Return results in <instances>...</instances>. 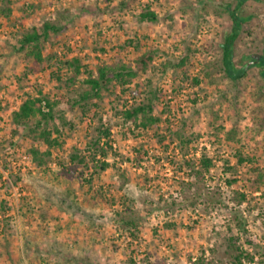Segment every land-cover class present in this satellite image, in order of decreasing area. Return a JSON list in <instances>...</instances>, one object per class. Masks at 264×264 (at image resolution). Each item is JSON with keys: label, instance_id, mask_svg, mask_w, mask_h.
Wrapping results in <instances>:
<instances>
[{"label": "rangeland", "instance_id": "374dc122", "mask_svg": "<svg viewBox=\"0 0 264 264\" xmlns=\"http://www.w3.org/2000/svg\"><path fill=\"white\" fill-rule=\"evenodd\" d=\"M235 6L236 0H0V8L11 9L8 17L0 12V264H194L200 257L232 264L230 234L249 255L241 264H264V128L253 123L254 108L264 111V75L242 57L264 55V0L238 9L249 19L232 61L247 71L232 81L221 44L232 25L227 7ZM144 9L156 20H139ZM44 22L64 29L41 39L44 60L35 63L19 50V39ZM146 50L152 61L145 73L80 99L88 71L96 77L103 64L131 66ZM40 93L54 103L46 123L58 139L52 147L27 129L37 116L26 128L12 120L24 99ZM151 96L159 121L143 127L123 118L121 111ZM100 127L110 129L109 167L71 162L70 153L84 149ZM232 127L239 142L225 140ZM236 150L252 162L237 163ZM201 155L211 165L197 176L192 167L199 169ZM254 166L263 174L255 191ZM238 193L246 195L239 203ZM233 213L242 232L230 221Z\"/></svg>", "mask_w": 264, "mask_h": 264}, {"label": "trees", "instance_id": "16d2710c", "mask_svg": "<svg viewBox=\"0 0 264 264\" xmlns=\"http://www.w3.org/2000/svg\"><path fill=\"white\" fill-rule=\"evenodd\" d=\"M246 0H236V6L233 9L227 7L228 14L232 19V25L230 31L224 36L223 42L221 44V54H222V66L224 69L225 74L230 78L232 81H236L243 76H245L247 71V66H241L240 68H235L233 61H232V53H233V45L240 34L242 25L246 22L249 17L243 16L239 14L238 9L239 7L245 2ZM0 12L5 16L8 17L11 9L9 7H1ZM139 20H148V21H155L156 15L154 12L150 11L149 9L142 10L138 15ZM64 29V26L57 25L51 22H44L41 27H32L30 30L25 31L21 38L19 39V50L25 51L28 57H31L35 63L42 62L43 55L41 51V39L46 38L50 33H58ZM258 55H243V58L248 59V67H252L255 64H260L263 67L261 73L264 75V55H260L259 59L257 60L256 57ZM152 61V54L150 51L146 50L140 53L138 56L135 57L133 60V65L128 66L126 64L120 63L119 65H107L103 64L98 66L97 68V76H91V71H88V77L86 78V83L89 85V89L83 91L80 95L81 100H89L92 96H99V92L102 88H106L107 84L111 81H117L121 85L129 84L134 77H136L140 73H145L146 70L150 67ZM73 68L76 73L80 72V61L78 58H73ZM123 90V89H122ZM153 97H149V99H143L136 105H133L130 108L124 109L121 111V115L125 120H131L135 126H143L146 127L151 125L157 121H159V117L152 114V106H153ZM75 103L78 100L74 101ZM43 104V105H42ZM53 105L49 99L42 96L40 93L35 97H28L24 99L21 104L19 105L18 109L13 112L12 120L15 125H21L24 128L27 126V122L29 119L36 117L37 120L33 127H28L27 129L32 133H37L36 137L47 144L49 147L58 144V139L56 136L52 135V132L46 127V123L54 118L53 114ZM44 106V107H43ZM83 110H86L85 103L82 105ZM253 123L257 125L259 128H264V111L261 110L259 107H255L253 110ZM57 131V129H56ZM58 132V131H57ZM97 135L93 141H89L86 143L84 149L76 150L70 153L69 159L71 162H79L83 165H87V161L95 162L93 167L97 170H103L109 167L110 163L106 161V146H107V139L109 136L110 129L108 127H100L97 130ZM175 136L179 137L180 133L176 132ZM237 130L235 127L230 128L227 130L225 134L226 141H233L239 142V138H237ZM181 139V137H179ZM161 139H159L160 141ZM105 145V146H104ZM30 152L36 157L38 151L34 149H30ZM45 155H49V151H43ZM100 154L101 159H96V155ZM236 162L242 163L245 160H249L252 162V157L243 156L240 150L235 151ZM182 161L188 164L187 160L184 159L186 155L182 154ZM37 158V157H36ZM38 159V158H37ZM200 165L199 169L192 172L197 174H202L201 168L207 170L208 167L211 165V160L204 155H201L199 158ZM41 164V163H38ZM59 165H63L59 163ZM252 170L256 171V178L255 181L251 182V188L255 191L258 190V183L260 182L263 174L259 172V168L257 166L252 167ZM246 199V195L244 193H238V198L236 200L237 203L241 202L242 200ZM235 200V199H233ZM230 221H233L234 228L241 231L243 230V222L242 220L235 215L234 213L231 215ZM126 224L129 227H135V223L132 220L126 221ZM229 229L232 230V227L229 226ZM132 233L131 231H129ZM238 236H234L230 234L226 237L227 242V253L230 257L232 264H241L243 258H249V255L244 253L241 249L238 248L236 245V239ZM252 259V257H251ZM194 264H212L210 262L198 259ZM215 264V263H213Z\"/></svg>", "mask_w": 264, "mask_h": 264}, {"label": "water", "instance_id": "95a60500", "mask_svg": "<svg viewBox=\"0 0 264 264\" xmlns=\"http://www.w3.org/2000/svg\"><path fill=\"white\" fill-rule=\"evenodd\" d=\"M260 56H257L256 59L258 60Z\"/></svg>", "mask_w": 264, "mask_h": 264}]
</instances>
